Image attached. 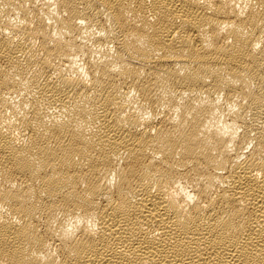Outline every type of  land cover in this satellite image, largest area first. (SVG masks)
I'll list each match as a JSON object with an SVG mask.
<instances>
[{"label":"bare ground","instance_id":"obj_1","mask_svg":"<svg viewBox=\"0 0 264 264\" xmlns=\"http://www.w3.org/2000/svg\"><path fill=\"white\" fill-rule=\"evenodd\" d=\"M0 264H264V0H0Z\"/></svg>","mask_w":264,"mask_h":264}]
</instances>
